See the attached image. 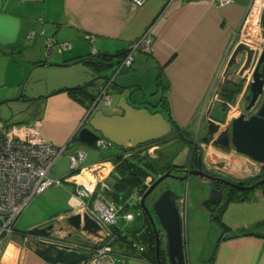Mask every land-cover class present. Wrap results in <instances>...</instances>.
<instances>
[{"label":"crops","instance_id":"crops-1","mask_svg":"<svg viewBox=\"0 0 264 264\" xmlns=\"http://www.w3.org/2000/svg\"><path fill=\"white\" fill-rule=\"evenodd\" d=\"M254 1L173 0L167 4L166 0H145L135 5L132 0H0V85L6 86L0 92V100L19 94L25 74H47L45 84L29 86L30 95L25 101L31 102L20 120L28 119L27 124L37 125L54 145L72 146V154L81 149L77 131L88 112V117L98 108L105 109V113L119 112L117 104L123 97L138 107L169 113L176 125L192 131L199 122L211 117L212 103L218 101L212 100L216 91L222 96L226 87L235 86L243 92L249 86L253 56L251 49L242 46V28ZM143 36L146 43L134 50L129 66L120 68L118 62L129 45ZM49 37L57 42L68 41L70 46H53L47 54L46 38ZM262 42L264 39H259L260 45ZM256 48L257 53L262 49ZM93 62L99 65L96 67ZM110 72L115 75L106 88L111 95L107 103L104 96L93 95L92 88L96 82V86L105 87ZM92 73L105 77L92 82ZM224 74L227 77L221 82ZM225 126L222 124L220 130ZM175 137L157 139L150 143L152 147L150 144L131 148L109 145L110 154L86 164L110 159L115 163L109 175L116 180L113 187L120 186L121 162L130 159L140 164L144 156L157 160L162 150L174 143ZM89 145L99 148L94 143ZM176 148L177 145L166 150L165 156L169 153L173 157ZM89 154L86 152L85 161ZM156 175L149 173L142 184L148 187ZM149 176H152L150 181ZM77 179L72 175L66 181L72 185L70 190L60 186L63 192L60 190L55 195L46 189L26 206L16 220L14 232L2 246L0 264H52L27 245V231L71 213ZM113 187L109 186V197L124 203V210L130 212L129 206L138 205L146 190L141 193L140 186L120 189L123 196L119 201L112 196ZM126 189H130L128 196L124 195ZM196 189L188 192L194 195ZM206 192L198 196V203L216 211L211 214V221L219 225L217 238L213 247L206 250L205 257L198 256L199 253L192 257L188 247L186 259L183 245V264H264V192L260 188L231 190L227 199L218 205L207 200ZM186 204L187 192L178 198L177 205L182 233L185 232L189 245L192 242L196 245L200 233L208 237L201 223L187 219ZM231 210L236 212V219L226 220L225 212ZM137 213L144 214L142 209ZM145 215L140 219V228L146 225ZM120 226L128 234L137 229L127 228L125 224ZM164 235L161 232L160 238ZM53 237L63 242L88 238L75 230L69 234L67 229L54 231ZM160 249L164 264H169L166 243L163 247L162 240ZM114 250L117 256L120 252L128 254L122 259L119 257L115 264H153L132 255L122 241L115 242Z\"/></svg>","mask_w":264,"mask_h":264},{"label":"water","instance_id":"water-1","mask_svg":"<svg viewBox=\"0 0 264 264\" xmlns=\"http://www.w3.org/2000/svg\"><path fill=\"white\" fill-rule=\"evenodd\" d=\"M260 24L261 31L264 33V12L260 16ZM231 58L233 59V56ZM92 75L90 80L92 82L99 77H105L95 76L93 73ZM249 88L251 96L246 109L251 110L259 100L260 104L249 116L241 113L233 118L230 131L228 128L218 130V124L214 120L223 121L224 109L219 101L212 103L211 119H207L205 124L207 136L203 140L208 142L211 137L209 142L213 146L200 153L199 162L218 175L202 171L200 168L183 169L188 155L187 146L172 161V166L185 174L179 176L167 170L155 178L140 196L139 206L146 214L155 234L157 264H164L160 257L161 232L166 235V254L169 264H183L184 260L177 191L170 187L165 188L156 194L151 207L146 202L148 195L163 179L168 176L173 177L185 185L186 191L191 186L188 182L191 178L197 189L207 191V200L215 205L227 199L232 189L250 191L260 188L264 192L261 185L264 183V178L251 185L240 183L264 173V48L259 51L252 68ZM133 104L127 97H123L121 103L117 104L119 112L105 113L102 108H98L89 117L90 112H88V124L78 128L77 138L81 142L92 144L95 139L102 136L119 147L129 148L163 138L172 132L173 127L179 134L181 133L180 127L171 120L169 113L165 114L159 110L150 111L147 107H136ZM105 182L113 187L116 180L108 176ZM199 195L203 196V194ZM153 214L157 217L161 229L157 228ZM63 229L69 230V234L72 230L86 234V237L96 244L101 243L105 238L101 225L86 212H80L69 213L44 226L29 228L26 243L44 260L52 264H74L85 257V252L68 250L54 239L53 232Z\"/></svg>","mask_w":264,"mask_h":264},{"label":"built area","instance_id":"built-area-1","mask_svg":"<svg viewBox=\"0 0 264 264\" xmlns=\"http://www.w3.org/2000/svg\"><path fill=\"white\" fill-rule=\"evenodd\" d=\"M144 1L132 0L135 5H141ZM172 1L166 0V3L169 4ZM216 1L223 3L226 0ZM255 2L256 0L254 5ZM254 5L243 22L242 34L248 37L251 32L256 30L257 36L264 39L260 24V16L264 12V0H261L258 5L254 26L250 27L249 30L245 29L247 17ZM88 37L92 39V36ZM145 43V36L132 42L120 61V68L129 66L133 59L134 50ZM53 46L67 48L70 46V42H57L52 37L46 38L47 54L51 52ZM261 47L264 48V42L261 43ZM226 77L227 74H224L221 82ZM113 80L114 76L109 78L106 86L102 88L101 93L107 103L111 100V96L107 93L106 88ZM219 93V90L216 91L213 95V101L217 99ZM225 104L231 107L228 102ZM232 109L228 110L225 123L232 116L237 115V111L231 114ZM85 119L82 120V123ZM209 119L211 118L209 117ZM93 143L97 147L111 145V142L102 136L95 139ZM65 148L66 146H56L47 140L37 125L21 122L11 125L0 123V252L7 237L14 232L16 220L26 206L51 185H61L64 182L61 178L50 177L49 172ZM85 158L86 152L81 149H77L69 158L70 169L74 174L66 175V181L72 175L78 177L72 192L74 201L70 207L71 213L86 212L89 214L101 225L105 232V238L99 244L88 238L71 242H58L68 250L75 249L85 252V257L74 264H115L119 257L122 259L128 256L124 252H120V256H117L114 250L118 228H120L121 233L124 232L123 227L117 225L118 216L120 214V218L130 221L134 215L132 212L124 210V203L116 202L109 197V186L105 179L114 169L115 163L110 159H100L83 164ZM180 201L183 199L181 198ZM130 248L134 252L133 254H136V250L142 247L136 242Z\"/></svg>","mask_w":264,"mask_h":264},{"label":"rangeland","instance_id":"rangeland-1","mask_svg":"<svg viewBox=\"0 0 264 264\" xmlns=\"http://www.w3.org/2000/svg\"><path fill=\"white\" fill-rule=\"evenodd\" d=\"M255 32H256V30L254 32H251L250 36H248V37L243 36L244 44H242V46L245 48H248L249 51L251 49V51H250L251 57L253 56L252 68H253L254 63L256 61V58L258 56V53H257L258 49L256 47L259 48L261 46L259 44V39H261V37L257 36V34ZM253 41H255V42H253ZM249 44L253 45L252 48L249 46ZM46 75L47 74H45L43 72H40V73L35 72V73H32V75H30L28 73L25 74L21 80L19 94L17 93V94H14V96H12L11 98H8V99L4 98V99L0 100V101H2V103H0V123L1 124L11 125L13 123H19V122L27 123L28 122V119H24V120H20V119L24 117V112L27 110L28 105H30V104H28V102L29 103L31 102V101H25V100H27L28 95H30L29 94L30 93L29 86L32 83L45 84L47 82V78H46L47 76ZM109 75H111V76H109L108 78H111L115 74H112L110 72ZM96 83L92 88V93H93V95H96V96L98 95L99 97L103 98V94L101 93L102 92L101 85L96 86ZM15 87H17V85ZM3 90H6V86L1 84L0 85V92H3ZM239 93L241 94L239 104L241 107H243V105L247 101V95L249 94V89L247 88V89H245V91L239 92ZM21 94H23V95H21ZM16 97H17V99H16ZM98 106L102 107L101 103H99ZM87 124H88L87 121H85L83 126H85ZM205 124H206V122L202 121L201 122L202 127L200 126L198 130H196V127L194 126L192 128L191 135L194 136V133L200 134L202 130H205ZM195 130L197 132H195ZM77 144H79V146L81 147V150L90 153L88 155L86 161L83 162V164H86L87 161L98 159L100 157H103V155H105V154L107 155V154H110V152H112V149L109 147L96 148V147L89 145V144H86L84 142L83 143L78 142ZM110 146L119 147L113 143H111ZM71 154H72V146L65 148V150L58 157V159L56 160V162L54 163V165L50 171L51 175H54V176H51L49 174L50 177L61 178L64 181L61 185L55 184V185H51L50 187L47 188L48 190H52L55 195H59L58 193H60V190H62L61 193L63 192L62 187H64L67 190H70V188L72 187L71 184L66 183V179H67L66 175L74 173L70 169V163H69V158H70ZM150 177H152V176L148 177L149 181H150ZM60 186H62V187H60ZM168 187L176 190L179 197L185 196V193L187 192V204H186L187 219L191 218V220L201 223L202 228L204 229V232L206 234V237H208L206 239L205 236L200 233L198 243L195 245L192 242V245H189L188 239H185V237H184L185 232H184V234L182 233L186 259H187V254H188V247L190 249L192 257L193 256L195 257V254H197V253H199L198 256L205 257L206 252L208 251V248H210L211 246L213 247L215 238H217L216 231L218 230L219 225L217 223H214L213 221H211V214H216V211L212 210L210 207H207V206L205 207V206L201 205L200 203H198L199 192H194V193H196L194 195H192V193L188 192L191 189L193 190L195 188H192L190 186L185 191V185L181 184L179 181H177L176 179H174L171 176H168L165 179H163L157 185V187L153 190V192L151 194L156 195L158 192L160 193L162 190H164L165 188H168ZM124 195L125 196L130 195V189H126L124 192ZM112 196L120 201V198L123 196L121 194V191H120V186L116 185L113 187ZM129 209L134 213V219L132 221H126L125 219H121L120 214H119L118 219H117V225L120 226L121 224H125V226L127 228H138V227H140V225H141L140 219L142 217H144V214L138 215L137 212H138V209H140V208L138 207L137 204H135V205L131 204L129 206ZM225 216H226L225 217L226 220H228V218H229L232 221V220L236 219V217H235L236 212H232V210L225 212ZM153 217H154V221L156 223L157 228L161 229V226L158 222L157 217L154 214H153ZM161 240H162V246L164 247L165 243H166V235H164ZM115 263H117V262H115Z\"/></svg>","mask_w":264,"mask_h":264},{"label":"flooded vegetation","instance_id":"flooded-vegetation-1","mask_svg":"<svg viewBox=\"0 0 264 264\" xmlns=\"http://www.w3.org/2000/svg\"><path fill=\"white\" fill-rule=\"evenodd\" d=\"M250 80H251V78H250ZM248 89H249V94L247 95V101L245 102L243 107H241L240 104H239L240 103V95H241V94H239L240 90L237 93L234 94V96H233V98L231 100L223 98L221 96V94H218L217 100L221 103V105H222V107L224 109V120L221 121V122L215 121L216 124H218V130H220L221 125L225 123L227 112H228L229 109H232V106H233V109L231 111V114L235 113L236 111L238 113H237V115L232 116V118L227 123H225L226 126L224 128H228L229 131H230L231 121L233 120V118L237 117L241 113H245L246 116H249L250 114H252L255 111L256 108H258V106L260 104V100L252 107L251 110H247L246 109V105L248 104V101H249L250 96H251V92H250L249 86H248ZM237 98H238V100H237ZM225 102H228L229 104H231V107H229L228 104H225ZM133 105L138 107V105L135 104V103ZM211 110H212V108L210 109V111ZM159 111H162V110H159ZM200 126H201V123L199 122V124H197V126H196V130H198ZM223 129H221L220 131H222ZM196 130H195V132H197ZM180 132L181 133L179 134L177 132V129L175 127H173L172 132L169 135H167V136H176L174 138L175 141H174V143L172 145H170V146L164 148V150H162V155H160V158L157 159V162H158L159 166L163 167V171L161 173L157 174L153 178V180L155 178H157L159 175L164 174L167 170H169L170 173L178 174L179 176L184 175L185 172H179L177 167L172 166V161L174 160V158L180 152H182L183 148H185L187 146H188V152H187L188 155H187V158H186V164H185V166H183V169L190 170V169H199L200 168L202 171H205V172H208V173H211V174H216L215 172L207 169L206 166L203 163L199 162L200 153L202 154L208 147L213 146L212 144H210V142H211L210 138L211 137H209V141L210 142L209 141L205 142L203 140L207 136L206 135V129L202 130L200 134H195L194 133V136L191 135V131L186 129V128H184V129L180 128ZM165 137H163V138H165ZM153 141H155V140L147 141V142H145L143 144H139V145L134 146V147H139V146H142V145L150 144L151 142L153 143ZM150 145H151V147L153 146V144H150ZM176 145H177V148H176L177 149L176 150L177 153L173 157H170L169 153L167 154V156H165L166 155L165 151L169 150V148H171L172 146L176 147ZM216 147H218V146H216ZM216 175H218V174H216ZM262 178H264V173H261L258 177H255L253 179H247V180L241 181L240 183L243 184V185H251V184H254L257 180L262 179ZM188 182H189V184L191 183V186H194V183L191 180V178H189ZM261 185L264 186V183H261ZM194 188H197V186H194ZM232 190H235V189H232ZM196 192H199V194H203V191H201L199 189H196ZM230 193H231V190H230ZM156 196L157 195H155V194L154 195L151 194V195H148V197L146 198V202L149 205V207H151V203L156 198Z\"/></svg>","mask_w":264,"mask_h":264},{"label":"trees","instance_id":"trees-1","mask_svg":"<svg viewBox=\"0 0 264 264\" xmlns=\"http://www.w3.org/2000/svg\"><path fill=\"white\" fill-rule=\"evenodd\" d=\"M120 61L118 63H120ZM93 64L96 65V67L97 65H99L98 62H93ZM239 90L240 88L235 86L226 87L222 90V97L231 100L234 94L237 93ZM140 161L142 163L137 164L136 162L128 159V160H124L119 164L120 170L122 172L119 180L120 189L124 190L127 187L140 186L139 191L142 193L147 187L144 184H142V181L145 178V176H147L149 173L159 174L163 171V167L159 166L157 160L155 159H151L144 156L143 158H140ZM262 189H264V186H262ZM138 207L140 208L139 204ZM145 220H146V225L142 226L141 228L139 227L137 229H133L134 231H132L130 234L123 232L121 233L120 228H118L115 242L122 241L127 245V247L130 250H131L130 247L133 245V243L138 242L142 248L137 249L136 254H133L134 252H132L131 250L132 255L147 260L148 262H151L153 264H156L157 262L155 256V234L153 232L152 226L147 216L145 217ZM160 257L162 261L165 263V257L162 255L161 249H160Z\"/></svg>","mask_w":264,"mask_h":264},{"label":"bare ground","instance_id":"bare-ground-1","mask_svg":"<svg viewBox=\"0 0 264 264\" xmlns=\"http://www.w3.org/2000/svg\"><path fill=\"white\" fill-rule=\"evenodd\" d=\"M260 2H261V0H256L255 5H254L251 13L247 17L245 29L249 30L250 27L254 26V23L256 20V15H257V10H258V5L260 4Z\"/></svg>","mask_w":264,"mask_h":264},{"label":"clouds","instance_id":"clouds-1","mask_svg":"<svg viewBox=\"0 0 264 264\" xmlns=\"http://www.w3.org/2000/svg\"><path fill=\"white\" fill-rule=\"evenodd\" d=\"M87 118V117H86ZM224 120V119H223ZM214 121H216V120H214Z\"/></svg>","mask_w":264,"mask_h":264}]
</instances>
